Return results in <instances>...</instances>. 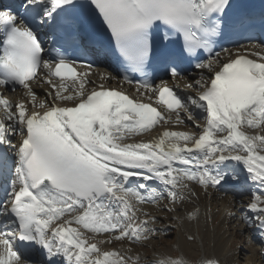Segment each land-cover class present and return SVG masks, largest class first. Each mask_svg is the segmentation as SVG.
<instances>
[{"label":"snow or ice","instance_id":"snow-or-ice-1","mask_svg":"<svg viewBox=\"0 0 264 264\" xmlns=\"http://www.w3.org/2000/svg\"><path fill=\"white\" fill-rule=\"evenodd\" d=\"M257 26L264 37V8L246 0H19L15 9L0 0V146L12 152H0V264H142L135 247L162 234L143 205L174 212L197 196L193 183L206 194L249 188L241 221L264 239ZM96 30L115 41L105 55L116 56L122 83L149 102L105 87L116 77L65 54V44L93 47L82 36ZM192 68L207 74L189 80ZM158 126V138L133 141Z\"/></svg>","mask_w":264,"mask_h":264},{"label":"bare ground","instance_id":"bare-ground-1","mask_svg":"<svg viewBox=\"0 0 264 264\" xmlns=\"http://www.w3.org/2000/svg\"><path fill=\"white\" fill-rule=\"evenodd\" d=\"M248 50H249L248 52L261 51L260 49H250V48ZM202 71L205 74H207L206 70L197 69L196 72L187 75V79H189V80L194 79V78L198 79L199 75L201 74ZM94 72L95 73H100V72H103V71L101 69H99V70H96ZM89 79H97V77L95 75H93V76H90ZM106 83H108V82H106ZM180 84H181V87H183V81H180ZM36 91L41 96L44 95V89L43 88H37ZM181 93H182V95H188L189 93H191V95H192L194 92H192L191 90H188V89H184ZM19 96H20V93L18 92L17 93L18 99H19ZM9 99L11 101H13V102L18 101V100L15 101V97L9 98ZM180 128H182V127H180ZM184 130H186V129H184ZM153 136H154V134H149V135L146 134V135H143L142 137H140V139L147 141V140H151L153 138ZM12 139H13L14 142L19 141L18 137H12ZM192 186H193V190H195L197 188V186L194 183L192 184ZM243 192L244 193H248L249 192V188L246 187L245 189H243ZM145 195H146V193H145ZM197 196H198V199H193V201L191 199H189V198L187 200H185L182 203V205L177 208L175 213H173L171 215L169 213H166V214H163L162 216H160V215L159 216L161 218L165 217V218L168 219L169 215H170V219H172V220L174 219L173 220L174 221L173 227H174L175 231L178 234L177 236L179 237L178 238L177 236H175V238L178 239L177 240V244H175V246L181 252L183 251L181 243H180V241H181L180 234L181 233H178V232L179 231H185V230H187L190 233L192 232V234L188 233V234H190L189 236H193L194 240H196V241L199 240V242L202 244V239L199 237V229L202 230V228H199V227L202 226V223L205 224V225H208V228L209 229L211 228V232H212V236H210V240H209V243H208V248L210 249V251H209L210 253L209 254H210L211 258H213L215 260H218L220 262H223V263L233 264V262L236 260L237 252L230 250V248H229L230 247L229 246L230 237L227 236V228H225V226L228 223H231V220L229 221V219H230L229 216H232V214L229 213V208H228L229 205L228 206L224 205V208H222L221 211H216V209L212 205L211 200H212V198L214 199V197H224V199H227V200L230 199V198L232 200L234 198V200H235L234 203H238V202H236V200H237V198L239 196H234V194L232 192H230V191L228 192L227 195H224L223 192H216V191H211V190H209L208 193L206 194V196H205L206 199L203 198L198 193H197ZM249 199H250V196H249ZM192 204H194L195 206H193ZM143 207H144V209L146 211H149L152 215H154V210L155 209L161 210L164 207V204H161L159 207H151L149 205H143ZM195 207H200L198 216L195 217L194 219H188L187 215H188L189 210L192 209V208H195ZM236 207H237L238 210H242L239 205H236ZM154 216H156V215H154ZM159 216H156L157 220L161 219V218H159ZM177 217H179V219H177ZM217 217H219V219H221V221H219V223L221 225V230H219V231H218L217 228H214L213 225H212L214 223L215 218H217ZM153 227H155L157 229V227H161V226L159 224H156V225H153ZM162 228L165 229L166 227L164 226ZM208 232H209V230H208ZM185 233H186V231H185ZM260 238H261L260 242L264 243V239H262L261 236H260ZM260 242H258V243H260ZM148 244H149L150 247H153V246L156 245L153 242H150ZM107 247H115L117 249H120L121 245L119 243H117V244H114V245H109ZM123 247L126 249L127 247H129V245L125 244ZM240 247H241V245L238 247V249H241ZM106 250H107V248H106ZM135 250H136V247L134 249V253L133 254L134 255L135 254H139L141 256L142 264H150V262L156 260L157 258L166 257V256H171L172 255V253H170V252L169 253H166V252H161L160 253L159 252L157 254L151 255V257H149V260L147 261L145 253H137V252H135ZM205 252L206 251H204V249H202V255L198 259V262H200L202 259H209V258L206 257V253ZM181 256H182V253H181ZM251 260H249L250 263H252Z\"/></svg>","mask_w":264,"mask_h":264},{"label":"rangeland","instance_id":"rangeland-1","mask_svg":"<svg viewBox=\"0 0 264 264\" xmlns=\"http://www.w3.org/2000/svg\"><path fill=\"white\" fill-rule=\"evenodd\" d=\"M248 194V193H246ZM249 198V197H248ZM236 199V198H235ZM230 201H235L234 198L231 200L230 199H224V197H214L212 198L211 202L216 211H221L222 208H224V205H229V213L232 214V216H229L231 220V223H228L225 228H227V236L230 237V244L229 248L232 251H236V260L233 262V264H264V259L262 257L264 252V244L262 242L258 243L261 241L260 239V234L257 233V230L255 228H250L246 227L244 223L241 221V212L242 210H238L236 205H239L241 203L247 204L249 200L246 198V196L239 195L237 198L236 202L238 203H233ZM162 207V206H161ZM157 209L154 210V215L156 216H162L163 214L161 213H156ZM232 211V212H231ZM163 212V211H162ZM169 213V212H166ZM165 213V214H166ZM159 216V218H161ZM165 218V217H164ZM161 218L159 219V225L161 227H166L165 229L159 231L162 234L157 235L154 237L151 242L155 243L156 245L153 247H150L149 244H147L146 247H136L139 248L137 249L138 252L135 250V252L139 253H145L146 260H149L150 255L161 253V252H166V253H172L171 257L178 258L179 255L182 253V257H184L187 261H189V264H199L198 259L202 255V249L206 251V257L210 258V249L208 248V243L210 240V236H212L211 228H208V225H205L202 223V226L199 228H202V230L199 229V237L202 239V244L199 242V240H194V241H188L187 237L192 234V232H188L187 230L186 233L185 231H179L178 233H181V246H182V252L177 249L175 244H177V232L174 230H171L169 226L173 227L174 219L169 218ZM221 219L219 217L215 218L214 223L212 224L214 228H217L218 231L221 230V225L219 223ZM169 228V229H168ZM165 230V231H164ZM209 230V232H208ZM202 233H201V232ZM176 232V233H175ZM244 232V234H243ZM183 233V234H182ZM190 233V234H188ZM260 235V236H259ZM256 236H258L256 238ZM178 237V236H177ZM179 238V237H178ZM258 240V241H257ZM262 243V244H261ZM241 245V249H238V247ZM243 246V247H242ZM170 255V254H169ZM252 259V260H251ZM252 263H250V261ZM219 264H228V263H223L219 261Z\"/></svg>","mask_w":264,"mask_h":264}]
</instances>
